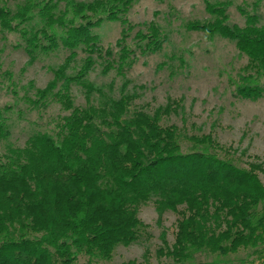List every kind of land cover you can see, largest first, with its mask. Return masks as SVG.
I'll use <instances>...</instances> for the list:
<instances>
[{"label":"trees","instance_id":"obj_1","mask_svg":"<svg viewBox=\"0 0 264 264\" xmlns=\"http://www.w3.org/2000/svg\"><path fill=\"white\" fill-rule=\"evenodd\" d=\"M137 0H26L16 9L0 6V29L16 33L32 60L68 52L66 63L42 98L52 96L69 116L53 131H36L25 146L10 142L12 129L0 111V264H100L116 249L138 242L148 226L143 206L154 203L160 219L178 214L176 239L162 254L178 263L197 254L229 257L242 250L264 258V181L261 166L242 168L221 157L210 136L190 137L202 149L185 152L175 126H164L169 111H132L133 97L116 98L97 89V105L77 107L73 84L94 91L89 74L98 61L121 72L136 62L129 37L139 25L128 18ZM209 21L191 28L235 43L248 57L241 98L264 94V25L256 14L230 24L227 4L207 0ZM120 23L119 48L102 44L97 33ZM144 54L161 51L167 37L155 25L136 32ZM80 72L66 70L79 52ZM62 83V84H61ZM59 88L58 91L56 89ZM131 264V263H129Z\"/></svg>","mask_w":264,"mask_h":264},{"label":"rangeland","instance_id":"obj_2","mask_svg":"<svg viewBox=\"0 0 264 264\" xmlns=\"http://www.w3.org/2000/svg\"><path fill=\"white\" fill-rule=\"evenodd\" d=\"M24 1L0 0V6L16 9ZM209 1L227 4L230 24L243 26L247 12L258 15L264 25V0ZM211 17L207 0H137L128 18L133 25H157L167 37L162 50L144 54L137 46V26L128 40L136 62L123 73L117 67L107 71L106 64L98 61L89 74L92 93L73 84L75 106L97 105V89L116 98L129 95L132 111H169L162 124L178 128L183 151L203 148L190 137L210 136L222 147L217 150L221 157L242 168L264 169V94L256 101L241 98L237 89L246 83L242 77L248 57L230 40L191 28ZM122 30L120 23H106L97 33L107 49L118 52ZM20 43L19 35L0 29V111L12 129L10 142L23 147L31 134L53 131L71 111L52 96L38 95V89L47 88L55 71L66 63L68 52L41 54L32 60ZM86 57L80 51L66 74L77 75ZM258 82L264 89V76ZM259 173L264 181V173ZM140 218L148 226L141 239L118 247L111 261L100 264H183L161 253L167 251L166 242L170 246L175 242L178 214L168 212L160 219L155 204L150 203L141 208ZM184 264H264V258L246 250L229 257L200 253Z\"/></svg>","mask_w":264,"mask_h":264}]
</instances>
